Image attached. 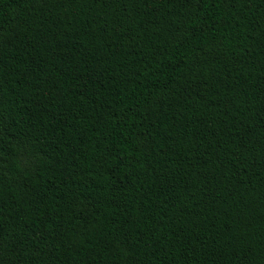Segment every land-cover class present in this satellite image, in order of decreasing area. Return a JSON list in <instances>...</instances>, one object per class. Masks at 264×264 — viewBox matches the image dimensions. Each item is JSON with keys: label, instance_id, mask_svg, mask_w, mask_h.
Masks as SVG:
<instances>
[{"label": "trees", "instance_id": "16d2710c", "mask_svg": "<svg viewBox=\"0 0 264 264\" xmlns=\"http://www.w3.org/2000/svg\"><path fill=\"white\" fill-rule=\"evenodd\" d=\"M0 264H264V0H0Z\"/></svg>", "mask_w": 264, "mask_h": 264}]
</instances>
